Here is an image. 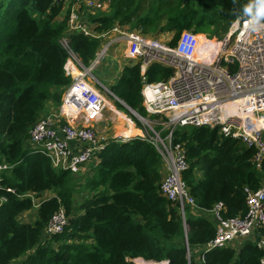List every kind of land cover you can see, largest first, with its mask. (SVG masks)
Here are the masks:
<instances>
[{
	"label": "trees",
	"instance_id": "trees-1",
	"mask_svg": "<svg viewBox=\"0 0 264 264\" xmlns=\"http://www.w3.org/2000/svg\"><path fill=\"white\" fill-rule=\"evenodd\" d=\"M109 1V14L89 15L99 32L115 25L144 33L145 28L174 32L172 45L184 31L222 39L248 2ZM62 12V5L53 0H0V164L10 167L0 190V264H197L193 254L189 263L187 244L192 251L215 237L212 211L217 204L224 205L223 218L245 215V187L257 191L264 186V167L256 168L254 150L224 138L218 128L177 129L174 141L186 148L189 162L183 178L197 205L196 212H187V227L178 207L161 194L162 157L147 140L109 141L99 162L82 178L54 169L48 157L26 144L48 103L59 106L64 88L71 84L64 70L68 54L61 40L67 14L58 20ZM69 39L82 64L90 68L100 41L82 34ZM173 75V69L159 64L149 66L145 74L140 64L129 65L110 90L147 117L145 84L168 81ZM196 171L203 179L197 180ZM79 185L80 193L90 194L77 209L74 195ZM45 192L53 195L39 204L36 220L22 222L20 217L35 207L34 198ZM61 208L69 225L63 233L47 237L45 229ZM263 257V249L247 242L238 252L231 246L205 252L202 264H261Z\"/></svg>",
	"mask_w": 264,
	"mask_h": 264
},
{
	"label": "built area",
	"instance_id": "built-area-1",
	"mask_svg": "<svg viewBox=\"0 0 264 264\" xmlns=\"http://www.w3.org/2000/svg\"><path fill=\"white\" fill-rule=\"evenodd\" d=\"M53 1L62 5L67 14V32L61 44L68 54L64 70L71 78V84L64 90L56 112L39 118L28 142L32 149L50 159L54 169L85 177L107 147V139L98 131L107 100L89 76L116 46H124L127 66L140 64L143 74L153 64L174 71L168 81L144 86L143 105L148 115L159 118V123L155 125L158 129L150 126L153 137L141 139L152 143L161 155L165 176L160 191L178 207L185 227L188 210L196 212L197 205L183 178L189 162L186 148L174 141L177 129L187 126L218 128L224 138L238 140L254 150L253 162L257 169H263L264 29L250 31L245 24L246 18L238 19L222 39L207 35L201 39L200 34L184 31L172 45V41H161L130 26L115 25L99 32L96 29L98 24L92 23L89 15L110 13L109 0ZM73 34L100 41L90 68L82 64L71 48L69 37ZM202 49L207 51L205 56H200ZM106 93L117 99L110 89H106ZM233 104L237 106L236 111ZM134 114L145 120L138 113ZM129 140L124 136L118 141ZM9 168L6 163L0 164V190L3 188V174ZM7 191L13 192L11 189ZM245 193V215L223 218L224 205L219 203L214 207L216 234L203 247L201 262H204L205 252L227 248L239 239L254 237V243L264 250V186L257 191L245 187ZM3 202L4 199L0 198V206ZM69 222L64 208L59 209L47 225L45 235L51 237L63 233ZM192 254L187 244L189 263ZM261 264H264V257Z\"/></svg>",
	"mask_w": 264,
	"mask_h": 264
},
{
	"label": "rangeland",
	"instance_id": "rangeland-1",
	"mask_svg": "<svg viewBox=\"0 0 264 264\" xmlns=\"http://www.w3.org/2000/svg\"><path fill=\"white\" fill-rule=\"evenodd\" d=\"M65 16H66V11L63 10L62 14L58 17V20H62ZM145 29L147 30V33L143 32L144 34L150 37L158 38L159 40L163 38L164 40H161V41H168L170 43L172 39L174 38V32H169L168 34L161 36V33L156 29H149V28H145ZM204 35L206 34H200L201 39L204 38ZM124 53H125L124 46L113 47L112 49H110L108 55L103 60L100 61V64L90 72L91 74L89 76L90 80L95 83L99 91L105 95L106 100H107V107H109L110 105H113L121 114V115H117V114L115 115L112 112V110H110V108H107L104 112V120L100 124L99 132L101 131L100 135L105 137L108 143L109 141L119 140L120 137H123L122 135L123 130H124L123 128L124 127L126 129L128 128L129 121L131 122V124L135 125L137 128L139 124L141 125V128L139 129L143 130L144 134L147 135L146 139L153 137L150 126H153L155 129H158V127H156L157 123H159L158 117L150 116L147 114V117L144 118L145 120H141L134 114V112L136 111L133 110L134 111L133 112L132 110L128 109L127 107L123 106L120 102H118L117 99L110 97L106 93V89H110L113 83H115L117 78L119 77V72H120L122 65L126 64L127 60H125L124 58L125 57ZM118 104L121 105L122 109L118 107ZM126 118L128 119L126 120ZM131 135L129 137L130 139L136 138L135 136H133V134ZM110 137H114V138H110ZM75 177L79 178L80 176H75ZM79 184L82 185L83 181L79 182ZM81 185L77 186L78 191L74 195L75 196L74 204H75V208L77 209H79L80 206L85 202L84 196H87L88 194H90L85 191L83 193H80L79 190H81V187H80ZM52 195L53 194L51 192H45L41 196L34 198L35 203H36L35 207L31 211L23 214L20 220L25 223H33L37 218L36 211L39 207V204L44 199H47L51 197ZM202 250H203V247L192 249L193 257H195V259L197 257H200L203 252ZM196 251H199V252L196 253ZM128 262L136 264L135 260H128ZM152 263L162 264L163 262L153 261ZM152 263H149V261L146 262V264H152Z\"/></svg>",
	"mask_w": 264,
	"mask_h": 264
},
{
	"label": "crops",
	"instance_id": "crops-1",
	"mask_svg": "<svg viewBox=\"0 0 264 264\" xmlns=\"http://www.w3.org/2000/svg\"><path fill=\"white\" fill-rule=\"evenodd\" d=\"M109 14V13H108ZM169 33V32H168ZM168 33H163V34H161V36H163V35H166V34H168ZM160 40H164L163 38L162 39H160ZM121 63H122V61H121ZM128 65V62L126 61V64H123L122 65V67H121V69H120V72H119V77L117 78V80L120 78V76H121V74H122V71H123V69H124V67H126ZM116 80V81H117ZM114 84V83H113ZM66 88H64V90H65ZM57 104H55V103H53L52 101H50L49 103H48V106H47V109L41 114V116H44V115H47V114H49V113H55L56 112V110H57ZM107 108H110V110H112V112L116 115H121L120 114V112L113 106V105H110L109 107H107ZM128 118H126V120H127ZM103 120H104V117H103ZM129 121V120H128ZM102 123V122H101ZM100 123V124H101ZM100 124H99V126H98V131H99V127H100ZM124 130H123V133H122V135L123 134H125V135H123V137L124 136H126L127 135V137H130V136H128V135H131V134H133V136H135L136 138H142V137H144V136H147L146 134H144V132H143V130H141V129H139V128H137L135 125H133V124H131V122L129 121V125H128V128L126 129L125 127L123 128ZM101 132V131H100ZM99 132V133H100ZM132 136V135H131ZM110 138H114V137H110ZM130 141V140H129ZM128 142V141H127ZM29 144V142H27V144L26 145H28ZM91 168H92V165L90 166ZM161 175H162V179L164 178V176H165V170H164V168H162L161 167ZM196 178H197V180H201V179H203V173L201 172V171H196ZM193 212V211H192ZM36 213L38 214V209H37V211H36ZM194 213V212H193ZM201 215V214H200ZM22 217V216H21ZM21 217H20V219H21ZM187 230H188V228H187ZM247 242H252V243H254L255 241H254V237H250V238H246V239H239V240H236V241H234L232 244H231V247L232 248H234L235 250H237V252L242 248V246L245 244V243H247ZM24 259V258H23ZM23 259H21V260H23ZM21 260H19V261H21ZM137 260H135V263H137L136 262ZM196 261H197V264H202V262H201V260H200V257H197L196 258ZM153 261H149V263H152ZM165 262V261H164ZM163 262V263H164ZM166 262H168V261H166ZM169 263V262H168ZM153 264V263H152Z\"/></svg>",
	"mask_w": 264,
	"mask_h": 264
},
{
	"label": "clouds",
	"instance_id": "clouds-1",
	"mask_svg": "<svg viewBox=\"0 0 264 264\" xmlns=\"http://www.w3.org/2000/svg\"><path fill=\"white\" fill-rule=\"evenodd\" d=\"M235 4L236 0H232ZM240 17L246 18L245 24L250 31L259 32L264 29V0H248L238 13Z\"/></svg>",
	"mask_w": 264,
	"mask_h": 264
},
{
	"label": "water",
	"instance_id": "water-1",
	"mask_svg": "<svg viewBox=\"0 0 264 264\" xmlns=\"http://www.w3.org/2000/svg\"><path fill=\"white\" fill-rule=\"evenodd\" d=\"M189 1L199 3L202 0H183L184 4L188 3ZM118 99V98H117ZM118 102L122 103L121 100L118 99ZM124 106H126L128 109L132 110L129 106H127L125 103H122Z\"/></svg>",
	"mask_w": 264,
	"mask_h": 264
},
{
	"label": "bare ground",
	"instance_id": "bare-ground-1",
	"mask_svg": "<svg viewBox=\"0 0 264 264\" xmlns=\"http://www.w3.org/2000/svg\"><path fill=\"white\" fill-rule=\"evenodd\" d=\"M206 54H207L206 49L200 51V56H205ZM232 106H233L234 110L236 111V110H237V106H236L235 104H233ZM123 135H125V134H123ZM126 136H127V135H126ZM128 136H130V135H128ZM136 264H137V263H136Z\"/></svg>",
	"mask_w": 264,
	"mask_h": 264
}]
</instances>
